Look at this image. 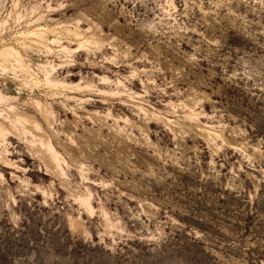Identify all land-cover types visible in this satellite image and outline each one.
I'll return each instance as SVG.
<instances>
[{
	"label": "rangeland",
	"instance_id": "rangeland-1",
	"mask_svg": "<svg viewBox=\"0 0 264 264\" xmlns=\"http://www.w3.org/2000/svg\"><path fill=\"white\" fill-rule=\"evenodd\" d=\"M14 12L7 28L0 17V52L16 51L20 59L0 57V99H9L0 105L1 118H11L12 108L35 117L27 104L38 101L50 117L43 129H54L59 119L79 135L81 116L109 106L90 91L87 98L96 103L74 115L82 93L68 92L75 99L66 101L46 97L42 84L53 91L62 85L41 77L56 71L54 57L83 60L101 44L136 68L158 66L172 95L143 113L150 121L145 147L132 146L131 153L149 169L160 165L157 175L166 178L128 184L121 176L107 203L91 173L84 189L91 198H80L87 210L75 211L80 205L71 193L46 169L33 170L28 155L9 157L22 160L18 168L27 171L0 163V264H264V0H118L106 8L100 0H20ZM165 18L185 30L160 35L156 22ZM145 25H154L156 34ZM91 26L103 35L92 37ZM95 59L105 58L96 53ZM105 67L107 74L87 65L73 71L108 79L127 71ZM82 76L71 77L72 84L81 87ZM144 87L136 80L132 91L140 96ZM188 94L197 100L195 134L178 137L165 128L158 142L157 111L167 104L188 107ZM116 107L133 119L126 105ZM83 123L93 128L91 116ZM97 167L110 182L107 168Z\"/></svg>",
	"mask_w": 264,
	"mask_h": 264
},
{
	"label": "clouds",
	"instance_id": "clouds-1",
	"mask_svg": "<svg viewBox=\"0 0 264 264\" xmlns=\"http://www.w3.org/2000/svg\"><path fill=\"white\" fill-rule=\"evenodd\" d=\"M19 2L20 0H0V17L4 20L3 26L5 28H7L8 21L15 19L14 9ZM100 2L102 7L106 8L107 4L118 3V0H100ZM167 6L171 7L172 5L168 3ZM156 23L159 24L160 35L177 30L178 34V32L185 30L180 25H169L167 18L163 22L157 21ZM91 27L93 28L90 34L92 37L98 38L103 35L99 28ZM145 28L148 32L156 34L154 25H145ZM2 35L3 33L0 32V36ZM65 39L68 40V37H65ZM69 43H71L70 40ZM108 47H112V45L109 44ZM104 48L103 44L98 47L93 46L88 49V57L83 58V60L75 57L68 60H65L62 56L54 57L57 61L56 71L54 73L49 72L47 76L61 84L62 87L55 91L43 84L41 87V95L49 98L53 96L63 97L65 101L75 99L68 96V92L79 90L85 99L77 100L76 108L73 109L74 115L83 108V105L96 103L95 100L87 98L90 91L100 97V103L109 106L100 111L90 112L87 116H81L78 123L83 131L79 135L65 130L59 119L55 121L56 127L54 129L49 130L45 127L43 131L35 124L30 126V130L26 131L16 124L14 117L10 119L8 113H5L4 117L0 119V141H2L0 143V163L10 168H18V164H22V160H12L9 157L28 155L32 160L31 167L33 170L46 169L47 173L59 185L71 193L69 199L75 198L76 203L80 205V208L75 209V211L85 209L84 201L91 198L88 193L84 192L85 187L92 184V180L89 179L90 173L101 181L99 188L103 190L105 203L109 200L111 190H114L116 184L120 183L121 176L128 184L166 178L162 173L157 175L156 170L160 165L153 164L149 169L147 166L135 162L137 157L131 153L135 151V148L143 149L145 147L144 141L147 131L145 125L150 121L146 119L143 113L151 114L154 104H165V97L171 99L172 94L166 92L168 84L166 80L162 79L158 66L153 65L152 69L145 71L143 68L134 67V61L126 60L123 55H120L118 59L111 57L107 51H104ZM96 53H100L105 59H95ZM105 63L115 64L117 68L123 67L127 71L123 75L120 72H113V79H108L107 75L103 77L96 76L94 73L82 76L81 71H73L76 68L83 69L87 65L89 68L99 67L107 74L111 69L105 67ZM73 76H82L81 87L78 88V86L72 84L70 78ZM45 78L42 75L41 79ZM136 80H142L145 86L140 96L132 91L133 81ZM157 80H161V83L157 84ZM125 84H127V87L124 86ZM99 85H105V89L101 90ZM130 101H135V103H130ZM60 102L59 100H53V103ZM196 103V97L188 94L185 97V104L188 107L180 108L177 104V110H173V106L167 104L162 112L157 111L156 115L160 118L162 127L153 130V132L157 136L158 142L165 135V128L178 137L195 134V129L199 127L197 115L193 114ZM120 104L128 107L133 119L126 118L125 114L116 107ZM84 111H87V109H84ZM110 112L111 114H109ZM89 116L93 119L91 130L83 123ZM136 117L139 118L136 119ZM109 121H112V123H109ZM33 132L38 133V135L34 137ZM9 137H14L19 141V144L13 147L9 142ZM49 137L55 142L59 152L51 147ZM61 137H64V139H61ZM132 146H135V148ZM17 149H19L18 153ZM146 156H152V152L148 151ZM98 165L107 168L106 175L111 174L110 182H105L100 177ZM18 171H27V169L18 168ZM0 176H2V173H0ZM48 187L50 192L54 191L51 185ZM81 197L84 198V201L80 199Z\"/></svg>",
	"mask_w": 264,
	"mask_h": 264
},
{
	"label": "bare ground",
	"instance_id": "bare-ground-1",
	"mask_svg": "<svg viewBox=\"0 0 264 264\" xmlns=\"http://www.w3.org/2000/svg\"><path fill=\"white\" fill-rule=\"evenodd\" d=\"M42 34V33H41ZM32 36L34 37H40V34H32ZM3 50L2 52H0V57L2 58V60H7L9 57L12 58L18 63L20 61L19 59V53L16 51H7ZM83 50V49H82ZM81 51V47L78 48L75 52L79 53ZM49 72L46 73V78L48 79L49 76H47ZM9 99H0V105L5 104L6 101H8ZM27 106L32 110V112L34 113L35 117H31V116H25L24 114L18 112L15 109H11L10 111L13 112V115L11 116L15 118V122L19 127H23L26 131L30 130V126L35 124L36 126L40 127L41 130L43 131V124L44 122L46 123L47 118L49 115V112L47 111V109L43 108L41 106V104L38 101H33L32 103H28ZM10 118V119H11ZM0 119L1 115H0ZM41 121H43V123H41ZM49 121H52L51 119ZM51 123H49L50 125ZM44 125H48V124H44ZM36 135H38V133L33 132V136L35 137ZM14 138V137H11ZM42 142V141H41Z\"/></svg>",
	"mask_w": 264,
	"mask_h": 264
}]
</instances>
